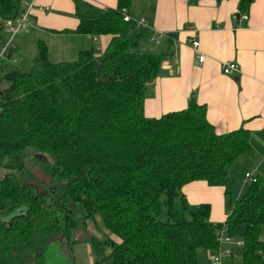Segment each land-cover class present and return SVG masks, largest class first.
Here are the masks:
<instances>
[{"label":"trees","instance_id":"16d2710c","mask_svg":"<svg viewBox=\"0 0 264 264\" xmlns=\"http://www.w3.org/2000/svg\"><path fill=\"white\" fill-rule=\"evenodd\" d=\"M22 1L0 0V50L3 24ZM252 1L237 0L242 18ZM129 3L74 0L75 31L111 34L98 54L88 48L51 61L38 41L23 71L5 68L9 45L0 52V264H45L48 245L63 238L70 246L95 215L119 240L88 237L92 264H197V250L219 246L222 223L227 234L244 224L237 264H264L263 175L229 202L222 222L208 220L209 205L189 203L181 190L193 179L223 184L240 153L254 157L249 130L216 133L192 95L181 109L143 114L145 83L157 74L161 53L138 46L147 32L124 23ZM28 146L38 150L35 158H51L42 165L49 201L24 179L32 170L24 161Z\"/></svg>","mask_w":264,"mask_h":264},{"label":"crops","instance_id":"0c3cea01","mask_svg":"<svg viewBox=\"0 0 264 264\" xmlns=\"http://www.w3.org/2000/svg\"><path fill=\"white\" fill-rule=\"evenodd\" d=\"M85 1L99 7L116 5V0ZM25 7L28 11L23 29L27 31L14 36L17 41L28 39V31L44 36L36 38V46L42 41L51 61L74 59L78 51L88 48L98 54L110 39V33L74 30L78 22L74 0H23L21 11ZM124 13L129 16L127 20L122 16L125 24L147 32L141 48L161 53L157 74L145 83L143 114L155 117L181 109L192 95L197 103L204 105L206 119L216 133L237 127L248 129L253 158L259 160V166L263 164L264 0L251 2L247 18L237 13V0H130L127 9L122 8V15ZM135 16L144 17L147 25L133 23L131 20ZM4 29L9 30L7 26ZM8 34L3 43L11 39ZM195 39L197 49L191 42ZM149 42L155 46L150 48ZM10 44L5 47L7 55L14 50L11 49L15 44ZM2 50L3 47L0 52ZM66 53H75V56L67 58ZM200 53L203 55L201 61L197 59ZM225 60L234 61L238 69L223 73L220 63ZM5 68H9L7 64ZM253 173L259 174L257 169ZM223 184L193 179L184 183L181 190L189 203L209 205L208 220L222 222L231 200L226 199V193L231 198V191H224ZM229 235L230 241L221 240L220 248L230 247L234 252L237 247L240 252L242 243L237 244ZM209 252L197 250V264L210 262ZM234 254H224L223 258L231 262L237 255Z\"/></svg>","mask_w":264,"mask_h":264},{"label":"rangeland","instance_id":"374dc122","mask_svg":"<svg viewBox=\"0 0 264 264\" xmlns=\"http://www.w3.org/2000/svg\"><path fill=\"white\" fill-rule=\"evenodd\" d=\"M140 18H144L141 16H135L131 20L133 23H135L136 20H139ZM143 27V26H142ZM27 30H24L23 28L17 29L13 34H11V31L8 30L6 34H8L9 37H11V43L10 45L15 44V46L12 47L11 53L7 56L0 55L2 59H4L7 63V66L9 68H14L18 70L28 71L32 67V60L33 57L36 55L37 46H36V38H42L44 36L38 34V33H31L27 32L28 39L21 40L20 38L18 41L15 38L16 35L21 34L23 32H26ZM15 34V36H14ZM14 36V37H13ZM13 37V38H12ZM147 39L146 36H142L139 39L138 46H140L141 41ZM147 45L152 48L155 45L151 42L147 43ZM4 54V53H3ZM65 56H69L67 58H71L75 56V53H71ZM26 151L28 152L25 158L26 165H29L31 167V171L27 177L24 176V179L29 187L32 188L34 192H36L40 197L44 198L46 201H49L50 195L47 193V184L50 183V179L48 177V174L46 171H44V167L42 165L49 164L51 161V158L48 153L41 152V154L45 157H43L42 160H39L38 158H35L33 154L37 153V149L33 146H28L26 148ZM254 169H257L260 175L264 176V163L259 166V160L256 158L254 159L249 153L243 152L239 154L228 166L227 169V181L223 184L224 191H231V198L226 193V199H235V195L239 196L244 191L247 190V188L250 186L251 182H247L246 179H244V171L249 170L250 172H254ZM4 168L0 167V175L3 174ZM247 172V171H246ZM254 174V173H253ZM246 181V182H244ZM261 190L264 192V177L262 179V182L259 184ZM226 189V190H225ZM237 198V197H236ZM230 200V201H231ZM227 205V203H226ZM229 205H227V208ZM84 226L79 227L77 230H75L74 236L77 238L73 242L69 243L65 239H60V243H55V248L50 249V245L47 246V249L44 252V262L45 264H92V261L94 260V254L92 252V249L90 247V244L86 241L88 237L90 238H103L104 236H108L115 241H118V237L109 232L105 226L101 224V221L98 217V215H95L94 221H91L88 218H85ZM243 230H244V224L242 223H236L234 225V228L231 233L232 239L241 241L243 236ZM217 230H215L216 233ZM226 233V232H225ZM224 233V234H225ZM260 237L264 239V223L261 226L260 229ZM79 238V239H78ZM224 246V243L221 245ZM232 246H236L235 244H232ZM218 248V247H217ZM215 249H205L206 251H210L212 254ZM105 252L108 251V247H104ZM234 252L237 253L236 256L233 257V261H235V264L239 263L241 259V253L239 252V249L237 247H234ZM201 257V255H199ZM230 258V257H229ZM226 258H222V261H226ZM210 260V258H209ZM211 262V260H210ZM208 261L206 264H210ZM205 264V262L203 263ZM212 264V263H211Z\"/></svg>","mask_w":264,"mask_h":264},{"label":"built area","instance_id":"2783aa9c","mask_svg":"<svg viewBox=\"0 0 264 264\" xmlns=\"http://www.w3.org/2000/svg\"><path fill=\"white\" fill-rule=\"evenodd\" d=\"M27 11L28 8L25 7V9H23L21 12H19L18 15H16L13 19L11 18H7L5 20V26H7V28L11 31V33L15 32L17 29L19 28H23L25 26L26 23V16H27ZM123 19L127 20L129 18V16L124 13L123 15ZM242 17H246V14H241ZM137 24L140 25H147V22L144 18H140L139 20L135 21ZM192 46L197 49V44L198 41L192 40ZM11 43V39L7 38L4 43H3V48L6 45H9ZM197 59L199 61H201L203 59V55L200 53L197 55ZM238 69V65L234 62V61H229V60H225V61H221L220 63V70L223 73H230L233 70H237ZM244 177H246L247 180L249 181H255L256 180V175H254L252 172L247 171L244 172ZM226 232V226L224 223L221 224V226L217 229L216 232V236L218 241L220 242L221 240H225V241H230V235L225 233ZM225 233V234H224ZM237 244H241L242 241H235ZM224 254H229V255H235L234 252L232 251V249L230 247H225L224 249H221L220 246H218V248L212 252V254L209 252V258L211 260L212 264H221L222 262V258ZM227 262L225 264H230V261L226 260Z\"/></svg>","mask_w":264,"mask_h":264}]
</instances>
